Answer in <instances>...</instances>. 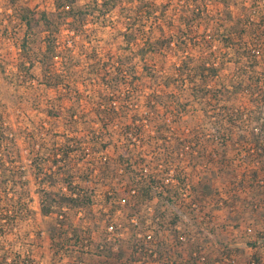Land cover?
<instances>
[{
  "label": "rangeland",
  "instance_id": "1",
  "mask_svg": "<svg viewBox=\"0 0 264 264\" xmlns=\"http://www.w3.org/2000/svg\"><path fill=\"white\" fill-rule=\"evenodd\" d=\"M54 1L0 0V178L7 170L22 172L32 207L30 216L0 236V264H135V256L136 264H157L141 253L146 239L131 253L134 238L147 233L166 245L178 234L187 237L181 255L171 247L170 264H185L189 249L207 264H252L254 257L264 264V39L257 42L249 32L240 39L224 18L228 5L234 18L244 19L255 6L264 11V0H144L143 9L121 0L106 14L100 1L76 0L87 13L79 33L69 31L65 20H54ZM188 9L194 20L189 24ZM128 25L137 33L129 45L123 34ZM216 28L229 40L216 38ZM47 44L51 56L44 54ZM150 45L163 50L143 53ZM249 47L256 56H245ZM129 56L133 77L122 76L115 90L106 88L105 78L122 68L119 57L127 62ZM184 57L188 69L204 62L203 76L180 75ZM106 91L117 108L120 95L129 96L125 122L130 113H146L150 132L160 120L168 124L163 141L152 138L147 145L130 138L129 143L138 151L149 149L148 155L158 158L153 162L168 158L179 165L185 178L180 201L162 203L156 195L129 219L117 202L122 194L102 185V123L94 114ZM148 95L157 102L151 110L145 107ZM115 144L120 143L110 145L107 157L115 158ZM63 148L72 151L67 167L51 163L53 149ZM149 159L137 158L141 164ZM66 171L91 203L67 209L68 238L52 241L33 172L57 173L60 179L64 174L58 173ZM170 181L175 183L171 169L165 179ZM196 195L201 199L195 201ZM109 240L115 241L114 255L106 250Z\"/></svg>",
  "mask_w": 264,
  "mask_h": 264
},
{
  "label": "trees",
  "instance_id": "2",
  "mask_svg": "<svg viewBox=\"0 0 264 264\" xmlns=\"http://www.w3.org/2000/svg\"><path fill=\"white\" fill-rule=\"evenodd\" d=\"M75 1L76 0H55L54 3L57 9L56 14L58 16V19L54 17L53 18L54 20L58 21H60V18L65 20L63 22H65V25L68 26L67 29L69 31L79 33L82 29L83 20L87 13L83 14L82 12H80L81 7H77V5H75ZM99 1L102 3V12L106 14L110 8L117 6V2L121 0H94L93 2ZM128 2L132 7L138 6V9H143V5H145L144 0H138V4H135L134 0H129ZM228 6L229 7H225L226 17L224 18L225 21H228V23L231 24L230 26H228L227 30H235L234 32L240 39L246 32L251 33V37L257 42L264 39V11H262V9H260L259 7H257L258 9H256V6L254 5L255 8H253L251 12L245 14V16L243 15L244 19H241L242 17L234 18L233 11L230 5ZM249 9H251V6L249 7ZM82 14L85 16L82 17ZM253 14L254 17H252ZM190 16L193 15L191 14L190 9H188V14L186 16L187 24L194 21L193 18ZM53 24H56L55 21ZM128 26L129 27H125L126 31L123 33L126 42H128L127 45H129L131 37H134L135 35L137 36L136 29L132 31L133 26ZM238 26L243 27L241 31L237 30ZM213 33H215L214 36L218 38L221 42H223V40H229L228 38L224 37L223 34L220 33L219 28H216ZM49 43L50 42H48V44ZM48 44L45 47L44 54L46 56L48 54L49 56H51L52 46ZM161 47L162 46L158 47L155 45L146 46L143 48V53L151 54L157 48H160L158 49V51L163 50V48ZM168 47L171 48L170 43ZM178 48L183 50L184 47H182V45H178ZM245 50V56H256V54L253 53L254 51L250 47ZM130 57L131 56L126 57L127 62H125V60L119 57L118 61L120 62V67L122 68H119L118 72L111 74L110 77L105 78L106 88L115 90L119 86V82L122 76L131 75L133 77V72L131 71L133 67V61L130 60ZM181 63L185 67H180V75L192 74L203 76V72L205 71L204 62L199 61L191 69L187 68V64H189V62L186 60L185 57ZM104 66L107 67V63ZM112 96L113 95H109L108 91L102 93V105L98 104L99 106L96 108V112L94 114V116H99L102 123V128H100L102 130V185L108 186L112 189V191L120 192L122 194L120 197H118L117 202L118 204H122L127 208L129 212V219L133 217H138V215L141 213V208L153 201V199L156 198V195L158 196V200H160V202L162 203L168 202L174 204L178 200L180 201V199H182V196L179 189H181V186H183V180L185 178L181 177L180 170L178 171V169L180 168L179 165L175 163L171 164L170 159L168 158L161 160L160 163H158V161L153 162L152 159L157 160L158 158L149 156V149L144 150L143 147H141V149H139V151L141 152L140 153L138 150L132 148L129 143V140L131 141V139L133 141H140L142 142V144L146 143L147 145H150L152 138L163 141L166 136L165 134L168 129V124L166 125L163 120H160V123H157V125L155 126V133H152V131L150 132L149 129H146L149 126L148 122L151 123L146 113H130V121L129 123H127L124 121L125 118L122 119V115H125L126 117V115L129 114V96L123 94L120 95L119 99L121 103L119 104L118 108L115 104V96ZM145 102V107L148 110L153 109L157 105V102L149 95L146 98ZM113 120L118 125V131L109 128V125L111 124L110 121ZM106 132L108 135L104 137L103 135L104 133L106 134ZM114 136H118L119 139L115 141L113 139ZM190 138L192 142L193 137L191 136ZM115 142L120 143L119 145L115 144V150L117 151L115 158H112L111 156L107 157L105 153L108 151L110 145ZM71 153V150L65 148L61 149L60 151L59 149H53V151L51 152V156H53L51 159V163L63 161L62 166L67 167L68 163H66L65 160L69 159L68 157ZM147 155L148 157H145ZM139 157H142L143 159L145 158V160L146 158L151 159L141 164L137 160V158ZM170 169L173 170L175 183H173L172 181L167 183L165 182V179L167 178ZM65 170H67V168ZM58 174H64V176L61 175L59 179L58 176H54L57 175V173L50 174L48 172H44L43 176L39 177L38 173L33 172L34 180H37V188L35 189V192L38 195L40 201V212L45 217H50V221L49 223H47V229L49 237L52 241L56 238V236L57 238L59 237L62 239L68 238L71 222L68 220L69 215H67V209H81L84 206L90 205L91 203L90 196H82L76 190V187H74L75 185L73 182L75 181L73 180L74 175L72 173L66 171L64 173ZM117 174H121L122 179H124L125 177V179L123 181H120V183L114 181V177ZM22 178H24V174L22 172L18 173L10 170H7V175H4L0 178V236L7 235L8 232L13 229V225L15 223L21 221L25 217L30 216V212L32 210L30 192L24 187ZM84 178L87 182V176H85ZM193 189L196 190V188ZM201 189L203 190V187H201ZM198 196L199 195H196V197H194L195 201L201 199V197ZM131 224L133 226H136V224L133 222H131ZM147 236H150L149 239L147 238ZM178 237L179 234L177 236V241L175 239L174 243L166 245L163 243V241H157L154 238L152 239V236L147 233L145 234L144 238L140 237V239L137 240H135L134 238V242L132 243L133 250L131 253L134 254L135 250L138 251V249L136 248L137 244L142 245L143 240L146 239L145 241L151 244L144 245L143 251L141 253H143V255L147 254L151 257L153 254H156V256L153 257L154 261L159 260V264H170L169 259L171 258V247L176 248L178 255H181V250L179 249L181 246L183 247L186 242L179 240ZM262 238L264 239V235L262 236ZM114 240L112 242H110L109 240V243L106 241V243H108V245H106V250L108 249L112 255H114L115 253H112L110 243H115ZM116 242L120 243V246H118V249L116 251V255L120 256V253L123 251L121 240L117 237ZM99 247L102 249L103 252L104 246L100 245ZM189 250V259L185 261V264H207L205 258L200 259V254L197 255L196 251L193 252L192 249ZM136 257L138 258V256L132 258V261H134L135 264L139 261V259L136 260ZM258 260L259 257H254V259H250V263L256 264ZM15 263L17 262L15 261ZM117 263L125 264L121 262V260ZM176 264L183 263L176 262Z\"/></svg>",
  "mask_w": 264,
  "mask_h": 264
},
{
  "label": "built area",
  "instance_id": "3",
  "mask_svg": "<svg viewBox=\"0 0 264 264\" xmlns=\"http://www.w3.org/2000/svg\"><path fill=\"white\" fill-rule=\"evenodd\" d=\"M261 184L264 185V181H263V179L261 180ZM149 237H150V236H147L148 239H149ZM178 238H179V240H181V241H186V238H187V237H186L184 234H183V235L180 234ZM190 239L192 240L193 238L191 237ZM155 256H156V254H155V255H154V254L152 255V257H155ZM200 259H203V257H201ZM155 262H156L157 264H159V260H155Z\"/></svg>",
  "mask_w": 264,
  "mask_h": 264
}]
</instances>
